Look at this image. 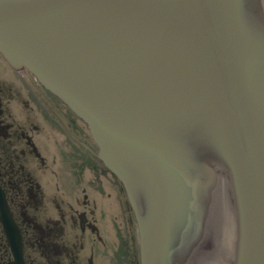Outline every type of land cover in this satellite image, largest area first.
Returning <instances> with one entry per match:
<instances>
[{
    "label": "water",
    "instance_id": "water-1",
    "mask_svg": "<svg viewBox=\"0 0 264 264\" xmlns=\"http://www.w3.org/2000/svg\"><path fill=\"white\" fill-rule=\"evenodd\" d=\"M0 54L88 127L139 264H264V0H0Z\"/></svg>",
    "mask_w": 264,
    "mask_h": 264
},
{
    "label": "flooded vegetation",
    "instance_id": "flooded-vegetation-1",
    "mask_svg": "<svg viewBox=\"0 0 264 264\" xmlns=\"http://www.w3.org/2000/svg\"><path fill=\"white\" fill-rule=\"evenodd\" d=\"M88 127L0 54V196L24 264H139L133 212ZM12 254L0 223V264Z\"/></svg>",
    "mask_w": 264,
    "mask_h": 264
}]
</instances>
